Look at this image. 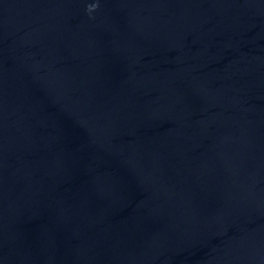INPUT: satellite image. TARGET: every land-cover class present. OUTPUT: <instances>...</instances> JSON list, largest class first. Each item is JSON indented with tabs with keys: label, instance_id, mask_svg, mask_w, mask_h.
I'll return each instance as SVG.
<instances>
[{
	"label": "water",
	"instance_id": "obj_1",
	"mask_svg": "<svg viewBox=\"0 0 264 264\" xmlns=\"http://www.w3.org/2000/svg\"><path fill=\"white\" fill-rule=\"evenodd\" d=\"M0 264H264V0H0Z\"/></svg>",
	"mask_w": 264,
	"mask_h": 264
},
{
	"label": "clouds",
	"instance_id": "obj_2",
	"mask_svg": "<svg viewBox=\"0 0 264 264\" xmlns=\"http://www.w3.org/2000/svg\"><path fill=\"white\" fill-rule=\"evenodd\" d=\"M99 7V4L98 3H96V4H91V5H89L88 6V12H89V14H91L92 12H94L97 8Z\"/></svg>",
	"mask_w": 264,
	"mask_h": 264
}]
</instances>
